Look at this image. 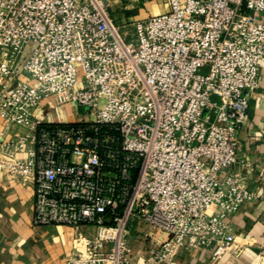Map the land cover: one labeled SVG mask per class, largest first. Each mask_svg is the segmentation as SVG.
Listing matches in <instances>:
<instances>
[{
  "label": "built area",
  "instance_id": "built-area-1",
  "mask_svg": "<svg viewBox=\"0 0 264 264\" xmlns=\"http://www.w3.org/2000/svg\"><path fill=\"white\" fill-rule=\"evenodd\" d=\"M167 5L121 27L111 0H0V174L31 188L33 226L74 231L67 264H217L258 199L234 169L251 168L239 135L264 80V0ZM46 101L93 120L45 121Z\"/></svg>",
  "mask_w": 264,
  "mask_h": 264
},
{
  "label": "crops",
  "instance_id": "crops-1",
  "mask_svg": "<svg viewBox=\"0 0 264 264\" xmlns=\"http://www.w3.org/2000/svg\"><path fill=\"white\" fill-rule=\"evenodd\" d=\"M167 1V0H166ZM167 7V8H166ZM168 10L161 5L159 13ZM157 13V14H159ZM5 80L0 76V87ZM38 115L48 122L76 121L75 107H57L44 102ZM3 126L0 122V142ZM240 157L249 159L251 168L237 167L243 185L258 196L244 203L231 222L236 243L217 264H264V80L250 103L239 135ZM85 231L93 235V230ZM74 231L67 227L33 226V197L30 187L6 181L0 174V264H67L73 248ZM146 245L138 243L132 261L138 263ZM211 251L181 250L175 260L164 264H213Z\"/></svg>",
  "mask_w": 264,
  "mask_h": 264
},
{
  "label": "rangeland",
  "instance_id": "rangeland-1",
  "mask_svg": "<svg viewBox=\"0 0 264 264\" xmlns=\"http://www.w3.org/2000/svg\"><path fill=\"white\" fill-rule=\"evenodd\" d=\"M187 0H182V7ZM167 5L166 0H111V15L115 23L121 27L128 26L137 19H144L152 14L159 13V7ZM167 8V7H166ZM167 11V10H166ZM164 11V12H166ZM101 107L103 101L100 103ZM77 122H91L93 114L83 110H77Z\"/></svg>",
  "mask_w": 264,
  "mask_h": 264
}]
</instances>
